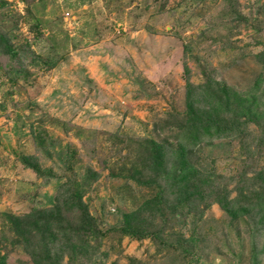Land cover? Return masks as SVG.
Returning a JSON list of instances; mask_svg holds the SVG:
<instances>
[{"label": "rangeland", "instance_id": "1", "mask_svg": "<svg viewBox=\"0 0 264 264\" xmlns=\"http://www.w3.org/2000/svg\"><path fill=\"white\" fill-rule=\"evenodd\" d=\"M1 36L16 54L0 52V264H33L9 216L72 201L93 235L74 248L57 234L59 264H264V0H0ZM208 77L256 120L191 147L188 90ZM152 141L210 178L203 198L181 203L171 173L147 182ZM151 199L152 232L127 234L124 215Z\"/></svg>", "mask_w": 264, "mask_h": 264}, {"label": "trees", "instance_id": "2", "mask_svg": "<svg viewBox=\"0 0 264 264\" xmlns=\"http://www.w3.org/2000/svg\"><path fill=\"white\" fill-rule=\"evenodd\" d=\"M0 52L2 55L10 57L16 54L12 46H10L8 39L4 36L0 38ZM260 57L264 60L263 53H261ZM205 81L206 85L202 86L200 91L197 88L190 90L192 87H189L188 90V113H186L185 128L181 136L185 135L188 141L187 145L191 147H196L203 138H214L215 136L219 138H231L238 136L241 128L245 125L244 123H248V120L254 118L250 111L251 109L245 106L247 96L239 97L237 93L229 92L230 90L226 89L222 84H218L212 77H208ZM196 90L203 97H207L204 91H211L208 96L209 100H207L209 102L207 109L201 108L196 104ZM244 110H248L249 116L242 113ZM242 117L244 118L242 119ZM253 120H256V118ZM151 144L152 147L146 148L145 169L147 173H152L155 177L150 178L147 182L157 184L171 173L175 176L172 187L176 186V190L173 192L183 197L181 203H186L192 194H195L197 197L202 195L203 198L202 193H204L205 189L204 191L202 190L200 182L206 187L210 178L202 181L196 180L190 171L186 172L188 167L186 166L184 155H179L174 162L168 160L171 156L168 147L153 141ZM21 160L27 168L33 170L37 175L41 176L43 174L36 160H31L26 156L22 157ZM144 173L138 170L134 171L133 179L135 178L134 180L138 182L145 180ZM261 177L263 175L258 176L259 179H262ZM262 180L264 181V179ZM160 189L165 191L162 185H160ZM75 196L78 198L74 199H79L80 194L75 193ZM219 201L222 203L226 199L220 197ZM74 210L77 211L79 219L75 216H68L69 214L72 215ZM158 214L156 199L147 201L138 212L125 214L124 224L126 226V233L139 237L152 232L150 231V227L153 226ZM229 214L232 215V211H229ZM8 218L18 237L25 245L26 252L31 255L33 264H59L58 260L60 258L58 259V254L52 255L50 249L51 244L57 242L56 236L63 237L65 240H68V243L72 247L76 248L77 244H75V241H78L82 245L83 237L85 238L89 234L93 235L92 231L94 230L92 227L93 219L87 209L81 204L75 205L74 201L67 202L62 206L57 205L53 208L36 211L23 217L9 216ZM80 249L83 250L82 248ZM79 255L83 259L85 257L86 260L88 259L84 251H80ZM77 258L71 256L70 262L72 264H84Z\"/></svg>", "mask_w": 264, "mask_h": 264}]
</instances>
